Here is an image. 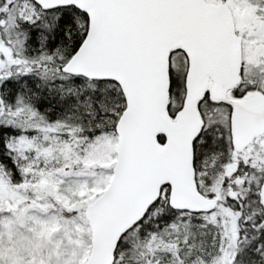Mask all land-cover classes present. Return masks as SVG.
<instances>
[{"label":"snow or ice","instance_id":"obj_1","mask_svg":"<svg viewBox=\"0 0 264 264\" xmlns=\"http://www.w3.org/2000/svg\"><path fill=\"white\" fill-rule=\"evenodd\" d=\"M0 264H264V0H0Z\"/></svg>","mask_w":264,"mask_h":264}]
</instances>
